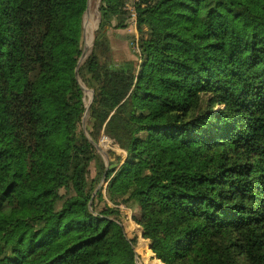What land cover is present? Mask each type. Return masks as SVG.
<instances>
[{
    "label": "trees",
    "instance_id": "obj_1",
    "mask_svg": "<svg viewBox=\"0 0 264 264\" xmlns=\"http://www.w3.org/2000/svg\"><path fill=\"white\" fill-rule=\"evenodd\" d=\"M127 1L78 80L89 0H0V264H138L126 211L159 264H264V0H142L117 60Z\"/></svg>",
    "mask_w": 264,
    "mask_h": 264
},
{
    "label": "rangeland",
    "instance_id": "obj_2",
    "mask_svg": "<svg viewBox=\"0 0 264 264\" xmlns=\"http://www.w3.org/2000/svg\"><path fill=\"white\" fill-rule=\"evenodd\" d=\"M100 2L101 0H90V6H89V12L86 13L85 16V33H84V39H83V50L88 47V54L92 51L93 46H94V40H95V34L96 31L98 30L99 27V23H100V11H99V6H100ZM124 18L126 19V21L123 23L124 27L120 28V29H111L109 31V36L111 38V45H112V51L114 53V56L117 60H127L130 58H136L135 57V53L133 52V50H135V52L138 54L139 53V48L137 45L138 39H139V32L137 29V26H135L131 21L128 15H125ZM123 19V18H122ZM92 30V31H91ZM113 31H117L121 34H124V36H127L130 38V36L132 35H136L138 38L133 42V43H128L127 41L123 40L121 41H117V39L113 36L112 32ZM127 34V35H126ZM125 38V37H123ZM129 38H125V39H129ZM172 45L174 47L186 50V51H190L193 47H192V41L189 39V37H186V41L184 42L182 39L180 38H174ZM92 98V94L91 92H86L85 93V99L84 102L86 104V106L89 105L90 101ZM86 113V112H85ZM85 116V114H84ZM89 116V113H88ZM88 116H87V124H86V129H84L83 127V122H82V128L84 130V132L88 133V130L90 129L89 125H88ZM106 136L104 134H102L99 139H98V145L103 149L104 152L107 153L108 155V160H109V167H110V156H112V160L117 159V157H123L124 159L126 158V152L123 151L122 149H120L117 145H115L113 143L112 140H110V142L108 144H104L105 142L107 143V141L105 140ZM97 154H99L102 159L104 160L105 163V168L106 170L109 169V167H107V163L105 161V157L98 151ZM114 153V154H111ZM119 161L114 162V164H118ZM98 173L97 167H96V163L92 162L91 164V168H90V178L94 179L96 177ZM104 178V176H103ZM103 178L100 181V184L98 186V189L103 188V192L105 193V189L107 184L105 183V180H103ZM65 191H62V194H64ZM126 235L129 239L131 240H135V252H136V261L138 264H159L157 260H155L154 258H157L156 255L153 253L151 246L152 243L150 240H144L141 236V232L143 234V228L138 225L133 219H132V213L131 211H126V215L122 220ZM141 230V232H140ZM149 242V243H148ZM148 243V244H147Z\"/></svg>",
    "mask_w": 264,
    "mask_h": 264
},
{
    "label": "water",
    "instance_id": "obj_3",
    "mask_svg": "<svg viewBox=\"0 0 264 264\" xmlns=\"http://www.w3.org/2000/svg\"><path fill=\"white\" fill-rule=\"evenodd\" d=\"M89 6H90V0H89V5H88V10H87V13L89 12ZM84 33H85V25H84ZM87 53H88V47H86L84 50H83V54L80 58V61H79V64L77 66V70H76V78L79 80V69L82 65V63L84 62L85 58L87 57ZM86 92H89V90L85 89ZM91 94H92V98H91V101L89 103V105L87 106V110H86V113H85V116L83 118V127L84 129H86V124H87V116H88V113H89V109H90V106L91 104L93 103V99H94V92L93 91H90ZM87 134V132H86ZM90 139V138H89ZM91 143L95 146L96 150H98L104 157H105V161H106V165L107 167H109V160H108V155L106 152L103 151V149L97 144L95 143L93 140H91ZM105 177L103 178V180H105ZM99 190V189H98ZM97 190V191H98ZM143 235V234H142ZM151 249H152V246H151Z\"/></svg>",
    "mask_w": 264,
    "mask_h": 264
},
{
    "label": "built area",
    "instance_id": "obj_4",
    "mask_svg": "<svg viewBox=\"0 0 264 264\" xmlns=\"http://www.w3.org/2000/svg\"><path fill=\"white\" fill-rule=\"evenodd\" d=\"M142 4V0H128L125 5V10L128 13V16L130 18V21L137 26V19H138V13H137V6ZM135 35V34H134ZM135 38L138 37L135 35ZM105 139H108L107 137Z\"/></svg>",
    "mask_w": 264,
    "mask_h": 264
},
{
    "label": "crops",
    "instance_id": "obj_5",
    "mask_svg": "<svg viewBox=\"0 0 264 264\" xmlns=\"http://www.w3.org/2000/svg\"><path fill=\"white\" fill-rule=\"evenodd\" d=\"M112 34H113V36L117 39V41H123V40H125V41H127L128 39H125V38H129L128 37V35L127 36H124V34H121V33H119V32H117V31H113L112 32ZM123 37H125V38H123ZM144 239V238H143ZM145 240V239H144ZM146 241V240H145ZM149 243V242H148Z\"/></svg>",
    "mask_w": 264,
    "mask_h": 264
},
{
    "label": "bare ground",
    "instance_id": "obj_6",
    "mask_svg": "<svg viewBox=\"0 0 264 264\" xmlns=\"http://www.w3.org/2000/svg\"><path fill=\"white\" fill-rule=\"evenodd\" d=\"M92 31V30H91ZM88 47H89V44H88ZM90 48V47H89ZM107 141V143L105 142L104 144H108L110 142L109 139H105ZM141 236H142V232H141ZM143 238V237H142Z\"/></svg>",
    "mask_w": 264,
    "mask_h": 264
}]
</instances>
